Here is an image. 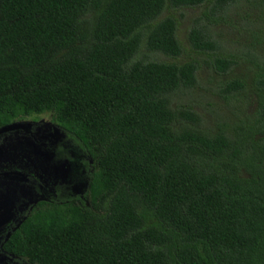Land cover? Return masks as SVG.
Masks as SVG:
<instances>
[{
  "label": "trees",
  "instance_id": "trees-1",
  "mask_svg": "<svg viewBox=\"0 0 264 264\" xmlns=\"http://www.w3.org/2000/svg\"><path fill=\"white\" fill-rule=\"evenodd\" d=\"M233 1L0 0V126L48 114L90 159L82 196L37 201L4 249L35 264H264V39L243 52L248 124L208 130L172 101L196 83L197 62L175 61L182 11ZM186 39L220 73L236 63L197 18Z\"/></svg>",
  "mask_w": 264,
  "mask_h": 264
},
{
  "label": "rangeland",
  "instance_id": "rangeland-1",
  "mask_svg": "<svg viewBox=\"0 0 264 264\" xmlns=\"http://www.w3.org/2000/svg\"><path fill=\"white\" fill-rule=\"evenodd\" d=\"M210 4L182 11L176 30L182 53L175 61L193 59L197 62L196 83L189 90L175 92L172 101L192 107L200 115L202 127L213 130L220 124L227 133H233L234 126L248 124L252 119L254 66L249 55L243 52L254 51L251 40L264 39V16H260L264 0H234L213 13ZM203 12L208 14L207 17H203ZM194 18L209 30L210 37L216 41L218 48L214 53L231 54L236 60L229 70L220 73L213 68L210 61L213 53L207 56L189 48L186 33ZM136 57L170 60L159 53L148 54L143 47ZM232 78L241 79L244 88L223 95L220 88ZM23 122L29 124L26 129L0 134V155L5 157V160H0V171L20 170L28 179L24 183L18 181L16 187H10L14 182L8 184L6 179H0V187L4 186L0 193V225L11 222L16 204L27 212L37 200L73 194L82 196L90 171L88 156L50 120L48 114L28 117ZM10 148L20 149L9 151ZM11 188L14 189L12 193L9 191ZM8 259L10 257L6 254L0 255L1 263Z\"/></svg>",
  "mask_w": 264,
  "mask_h": 264
},
{
  "label": "flooded vegetation",
  "instance_id": "flooded-vegetation-1",
  "mask_svg": "<svg viewBox=\"0 0 264 264\" xmlns=\"http://www.w3.org/2000/svg\"><path fill=\"white\" fill-rule=\"evenodd\" d=\"M0 179H3V178H1V176H0ZM3 187L4 186L0 187V193H2ZM73 195H76V194H73ZM73 195H70V196H73ZM47 200H50V199H46V201ZM37 201H39V200H37ZM25 212H26V210L25 211L22 210V208H19V205L16 204L14 209H13V218H12L11 222H7V223L4 222L5 224L1 223L2 225H0V255L1 254H6L7 256L10 257V259H8V260H6V261H4L2 263L0 262V264H13L15 262L24 263V264H35V263H28L24 258H22V257H20L18 255H15V254H13V253H11V252H9V251H7L6 249L3 248L4 241L8 238L9 234L11 233V231H13L15 228H17L18 225L21 223V221L24 218V215H25L24 213Z\"/></svg>",
  "mask_w": 264,
  "mask_h": 264
},
{
  "label": "water",
  "instance_id": "water-1",
  "mask_svg": "<svg viewBox=\"0 0 264 264\" xmlns=\"http://www.w3.org/2000/svg\"><path fill=\"white\" fill-rule=\"evenodd\" d=\"M23 121H16V122L9 123L7 125L0 126V134L6 131L14 132L17 129H26L29 124L28 122H23ZM13 149H20V148H10L9 151ZM9 151H7L6 153H8ZM15 153L16 151L11 153L10 155H13ZM2 159L5 160V157H1L0 155V160L2 161ZM0 176L1 178L6 179L8 181V184L14 182L13 186L11 185L10 187H16L18 185L17 184L18 181H21L22 183H24L28 180L25 172H22L16 169L9 170V171H1ZM9 191L12 193L14 189L11 188Z\"/></svg>",
  "mask_w": 264,
  "mask_h": 264
}]
</instances>
